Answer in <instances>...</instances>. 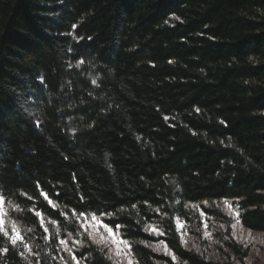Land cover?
I'll return each instance as SVG.
<instances>
[{"label":"trees","instance_id":"16d2710c","mask_svg":"<svg viewBox=\"0 0 264 264\" xmlns=\"http://www.w3.org/2000/svg\"><path fill=\"white\" fill-rule=\"evenodd\" d=\"M0 199V264H118L73 210L134 264H246L224 202L264 234V0H0ZM198 209L223 259L183 246Z\"/></svg>","mask_w":264,"mask_h":264},{"label":"rangeland","instance_id":"374dc122","mask_svg":"<svg viewBox=\"0 0 264 264\" xmlns=\"http://www.w3.org/2000/svg\"><path fill=\"white\" fill-rule=\"evenodd\" d=\"M224 211L225 213L230 215L233 219V223L231 226L233 239L236 242L243 244L246 247H249V256L245 259V263L255 264L260 262L264 264V234L260 232L248 230L241 226L238 219L239 210L237 203L231 201H225ZM0 212L5 213V209L2 205H0ZM197 213L200 218V222H198L196 218H194L193 221L177 222V228L183 246L186 249H194L199 253L204 254L207 258L210 259H215V260L223 259L224 251H221L218 248L220 241L218 240L216 233L217 231L222 229L223 224L218 225L201 209H198ZM81 221H83V218H81ZM85 227H87V231H85V229L82 228L84 232L86 233L93 232L95 238L99 240L101 239V236L106 237V239L102 241V243L109 248L110 254L113 256V259H115V261L118 264H134L130 246L128 243L127 245L123 243H119V241H125V240H123L120 237L117 230L113 229V231L118 234V241L113 242L112 238L108 237V234L105 232L103 227H97L96 230L93 231V222L91 220V217L90 218L88 217V223L85 225ZM153 228H155L156 231H153L152 230ZM150 230L155 235L161 234V231L154 226L150 227ZM17 241H19V239ZM74 243H77V241L76 240H74L73 242L67 241L66 245L61 244L62 245L61 252L66 254L68 252H71ZM152 249H154L158 253H163L167 256H172V251L166 246L165 242L162 240L154 243L152 245ZM61 258H62L61 264H66V260L64 256H61ZM74 263L80 264V262L77 259H74Z\"/></svg>","mask_w":264,"mask_h":264},{"label":"snow or ice","instance_id":"6c2138e0","mask_svg":"<svg viewBox=\"0 0 264 264\" xmlns=\"http://www.w3.org/2000/svg\"><path fill=\"white\" fill-rule=\"evenodd\" d=\"M41 195L44 197L45 200L48 201L49 205H53V202H52L51 199H49L47 193L41 191ZM3 203H4L3 199H0V205H2ZM9 206H11V205H9ZM133 207H135V205H133ZM32 211L34 212V214L37 217H40L41 226L44 227V218H43L41 212L36 211L35 209H32ZM4 215H5V213L0 212V232H4V234L6 236H8L9 233L5 230ZM64 215H67V214L65 213ZM72 215L76 217L78 222H81V227L84 228L85 231H87V227H85V225L88 223V215L86 213H83V212L77 214L75 210L72 211ZM81 218H83V221H81ZM91 220L93 222V231H95L97 227H103L105 232L108 234V237H111L113 242H117L118 241V234L113 231V228L111 226H109L108 224H103L102 221L98 217L95 216V214L92 215ZM51 223L55 224L56 221H51ZM115 227L118 229L120 226L116 225ZM233 227H235V226H233ZM152 230L156 231L155 228H153ZM44 231L45 232L48 231L47 227H44ZM12 233L13 234L9 238H10V240H11V242L13 244H16L18 239L19 240L23 239V237L19 235V232H18L15 224L12 225ZM88 235H89L90 239L95 240V236H94L93 232H89ZM105 239H106V237L101 236V239L100 240H95V242L101 243ZM60 243L66 245L67 242L64 241V240H61ZM119 243H123V244L127 245V241H119ZM25 247H27V245H25ZM172 258H173V260H175L176 256L173 254ZM73 259H75V256L73 257Z\"/></svg>","mask_w":264,"mask_h":264}]
</instances>
